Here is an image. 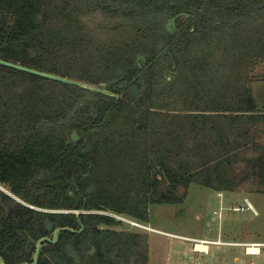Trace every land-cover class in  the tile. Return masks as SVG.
I'll return each mask as SVG.
<instances>
[{
    "label": "trees",
    "instance_id": "16d2710c",
    "mask_svg": "<svg viewBox=\"0 0 264 264\" xmlns=\"http://www.w3.org/2000/svg\"><path fill=\"white\" fill-rule=\"evenodd\" d=\"M0 61L80 84L0 62L5 264L59 229L37 264H150L127 221L192 185L264 195V0H0Z\"/></svg>",
    "mask_w": 264,
    "mask_h": 264
},
{
    "label": "rangeland",
    "instance_id": "374dc122",
    "mask_svg": "<svg viewBox=\"0 0 264 264\" xmlns=\"http://www.w3.org/2000/svg\"><path fill=\"white\" fill-rule=\"evenodd\" d=\"M253 77L255 97L264 107V63L255 68ZM246 199L252 203L257 215L251 210H232L234 206H246ZM222 206L225 210L221 220ZM152 219L151 224H139L141 227L127 222L129 229L149 234L150 264H240V259L246 264L253 261L259 264L264 261V257L244 256V249L239 246L210 245L209 249L202 247L203 252L195 249L201 240L264 241V195L247 190L224 192L221 201L218 192L192 185L184 205L154 207Z\"/></svg>",
    "mask_w": 264,
    "mask_h": 264
},
{
    "label": "built area",
    "instance_id": "2783aa9c",
    "mask_svg": "<svg viewBox=\"0 0 264 264\" xmlns=\"http://www.w3.org/2000/svg\"><path fill=\"white\" fill-rule=\"evenodd\" d=\"M219 194V197L221 198V201L223 200V197H224V193L223 192H220L218 193ZM223 210H225V208L222 206L221 207V212L219 213V218L222 220L223 218ZM232 210L234 212H246L248 210H251L255 215L258 214V212L256 211V209L254 208V206L252 205V203L246 199V206H234L232 208ZM129 223H133L134 226H137V227H141V225H139L140 223H137V222H133V221H127ZM210 245H217V246H220V245H228V246H239V247H242L244 249V255L248 258H255V257H260L261 255H263L264 253V243H224V242H221L220 240H201L197 243L196 245V251H202L201 248L204 247V246H207L208 249L210 248ZM206 252V251H205ZM207 252H209L207 250ZM240 264H246L244 260L240 259ZM251 264H255L254 261L251 263Z\"/></svg>",
    "mask_w": 264,
    "mask_h": 264
},
{
    "label": "water",
    "instance_id": "95a60500",
    "mask_svg": "<svg viewBox=\"0 0 264 264\" xmlns=\"http://www.w3.org/2000/svg\"><path fill=\"white\" fill-rule=\"evenodd\" d=\"M176 19H177V18H173L172 20H170V22H169V24H168V29H169V31H170L171 33L174 32V28H173V27H175V25H176V24H175V23H176ZM0 62H1V63H4V62H2V61H0ZM143 62H145V59H144L143 57H140V58H139V63L141 64V63H143ZM4 64H7V65H9V66H15V65H13V64H9V63H4ZM15 67H17V68H19V69H24V70H26V71H30V72L35 73V74H38V75H42V76H44V77H47V78H50V79H53V80H56V81H60V82L68 83V84L80 85V84H78V83H76V82H74V81H71V80H68V79H65V78L57 77V76H54V75H50V74H46V73H42V72H38V71H34V70H29V69H27V68H23V67H20V66H15ZM87 88H89V87H87ZM98 91H101V90H98ZM78 140H80V137H79V135H78L76 132H74V133L72 134V141L76 142V141H78ZM62 230L65 231V230H67V229H62ZM62 230L59 229V230L56 231L54 240H50L49 238H44V239H42L41 241H39V243H38V245H37V251H36V255H35L34 262H33V263H29V264H37V262H38L39 252H40L41 247L43 246V244H44L45 242H53V243H56V242L58 241V238H59V233H60ZM0 264H5L4 261H3L1 258H0Z\"/></svg>",
    "mask_w": 264,
    "mask_h": 264
},
{
    "label": "crops",
    "instance_id": "0c3cea01",
    "mask_svg": "<svg viewBox=\"0 0 264 264\" xmlns=\"http://www.w3.org/2000/svg\"><path fill=\"white\" fill-rule=\"evenodd\" d=\"M237 243H264V241H250V242L241 241V242H237ZM242 254H243V252H242ZM260 257H264V253ZM260 257H259V259H260ZM223 263H225V262L223 261ZM259 264H264V261L263 262H260Z\"/></svg>",
    "mask_w": 264,
    "mask_h": 264
}]
</instances>
